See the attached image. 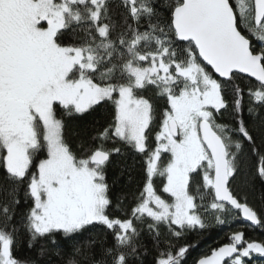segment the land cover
I'll use <instances>...</instances> for the list:
<instances>
[{"label":"snow or ice","instance_id":"obj_1","mask_svg":"<svg viewBox=\"0 0 264 264\" xmlns=\"http://www.w3.org/2000/svg\"><path fill=\"white\" fill-rule=\"evenodd\" d=\"M209 217L264 227V0H0V264H186Z\"/></svg>","mask_w":264,"mask_h":264},{"label":"trees","instance_id":"obj_2","mask_svg":"<svg viewBox=\"0 0 264 264\" xmlns=\"http://www.w3.org/2000/svg\"><path fill=\"white\" fill-rule=\"evenodd\" d=\"M112 173H110L111 175ZM209 223L213 224L209 217ZM241 230L245 233V239L264 241V227H252L241 220H236L233 217L229 223L225 225H214L203 231L188 233L181 243H188L192 245L186 257V264H194V261L204 254L210 253L212 248L218 247L220 244L226 242L227 236L232 231ZM261 257L253 256V260L259 261ZM251 264V261L249 262Z\"/></svg>","mask_w":264,"mask_h":264},{"label":"water","instance_id":"obj_3","mask_svg":"<svg viewBox=\"0 0 264 264\" xmlns=\"http://www.w3.org/2000/svg\"><path fill=\"white\" fill-rule=\"evenodd\" d=\"M243 222L249 225V222H247V221H243ZM249 226H251V225H249ZM252 227H256V226H252Z\"/></svg>","mask_w":264,"mask_h":264},{"label":"rangeland","instance_id":"obj_4","mask_svg":"<svg viewBox=\"0 0 264 264\" xmlns=\"http://www.w3.org/2000/svg\"><path fill=\"white\" fill-rule=\"evenodd\" d=\"M255 256V255H254Z\"/></svg>","mask_w":264,"mask_h":264}]
</instances>
